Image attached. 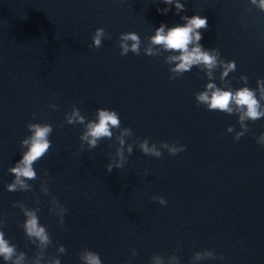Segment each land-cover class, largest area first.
I'll use <instances>...</instances> for the list:
<instances>
[{"label":"water","instance_id":"95a60500","mask_svg":"<svg viewBox=\"0 0 264 264\" xmlns=\"http://www.w3.org/2000/svg\"><path fill=\"white\" fill-rule=\"evenodd\" d=\"M180 2L185 11L176 14L162 0H0V231L25 253L23 264L40 256L39 264H83L85 248L102 264H264V146L256 142L264 118L248 121L249 131L235 141L242 131L235 114L195 102L206 83L221 86L222 69L213 81L195 66L169 79L177 74L167 57L178 53L149 39L161 23L167 30L182 25V15L205 17L199 43L235 62L225 78L233 90L255 89L264 80V11L249 0ZM164 7L167 14L157 11ZM97 28L108 37L89 47ZM124 32L139 35V55H119ZM148 47L154 56L144 54ZM72 106L86 122L98 108L115 110L121 127L131 129L125 140L133 151H125L122 168L105 170L115 140L88 149L79 139L83 125L64 122ZM29 123L51 125V147L33 164L30 189L8 192V169L26 150L20 141L31 134ZM137 138L157 147L175 141L185 150L173 156L160 149L157 158L143 154ZM53 197L67 210L62 224ZM14 204L39 210L52 241L46 249L25 236L22 208Z\"/></svg>","mask_w":264,"mask_h":264},{"label":"clouds","instance_id":"9594fccd","mask_svg":"<svg viewBox=\"0 0 264 264\" xmlns=\"http://www.w3.org/2000/svg\"><path fill=\"white\" fill-rule=\"evenodd\" d=\"M249 2L259 10L264 11V0H249ZM162 3L173 5L176 14L185 11L184 4L180 0H162ZM157 11L161 14H167L169 9L164 7L158 8ZM180 19L184 21L182 25L177 24L167 28V30H165V25L161 23L159 27L155 28V34L149 38L150 43L162 46L165 51L178 53V55H169L167 57L168 63L174 62V67L170 68L169 71L177 74L170 76L169 79H174L176 76L190 71L195 66L204 72L208 81H213L216 79L214 73L217 68L222 69L219 74L221 86L218 87L213 82L206 83L202 91L195 93V102L197 106L204 105L209 111L216 110L228 115L235 114L242 128V131L236 132L234 137V140L238 141L249 131L248 121L254 122L260 118H264V80L257 79L255 89L243 86L233 90L225 78L228 77L230 72L236 70L235 62L221 59L218 49L212 48L206 50L199 43L202 39L200 30L208 28L207 19L197 14L191 17L182 15ZM105 37H108V33L103 28L95 29L91 36V45L89 47L99 48ZM141 43L142 41L137 33H121L118 37L119 55L125 56L129 52L139 55ZM144 54L147 56L155 55L152 47L145 48ZM239 79L245 85L248 82L246 76L241 75ZM257 91L260 94L259 96H257ZM49 107L54 110L56 109V105L54 104H50ZM64 122L69 125H83L79 139L86 142L88 149L97 147L101 139L115 140L118 143V146L115 147V155L108 154L109 162L105 165V170L108 173L112 172L114 168H122L128 159L124 154L125 151H127L128 155H131L133 151V145L126 143L125 140V137L133 135L132 131L128 127H121L119 115L115 110L98 108L95 112V119L86 122L85 117L80 114L79 109L72 106L71 110L65 114ZM26 127L31 134L20 141L21 147L26 150L21 153L20 159L14 166L8 169L9 173L13 176L12 181L6 185L8 192L18 190L28 191L30 189L31 186L26 181L37 179L33 164L42 158L51 147V141L48 139L53 131L51 125L47 123H29ZM113 129L117 130L118 133L115 136ZM233 131L232 126L227 128V132ZM137 139L139 140V150L143 154L157 158L162 155L160 149H165L169 155L173 156L185 150L183 145L175 141L171 144L161 142L159 147H157L156 143L150 144L147 138L142 140ZM256 142L264 146V132L260 133L256 138ZM109 146L111 147V145ZM80 148L83 150L84 145L81 144ZM43 173L47 176V171ZM43 191L46 195L49 192L48 188H44ZM150 199L160 205L166 204V201L162 197L153 196ZM52 203L56 208L55 215L59 216L58 223L62 224L67 210L59 204L55 197H53ZM17 206L22 208L23 216L25 217L21 225L25 236L31 243L38 241L39 245L46 249L52 244V241L46 228L39 223L37 215L39 210H29L23 205H13V207ZM2 224L3 220H0V226ZM57 251L64 253L65 248L62 245L58 246ZM131 254L135 255V250H132ZM0 257L3 258L6 264H23L24 261L29 260L25 253L17 252L16 246L10 244L5 239L3 231H0ZM40 259H42V256L37 258L36 264H39ZM79 259L83 264H102L99 255L86 248L79 253ZM52 264H60L59 258L53 259Z\"/></svg>","mask_w":264,"mask_h":264}]
</instances>
